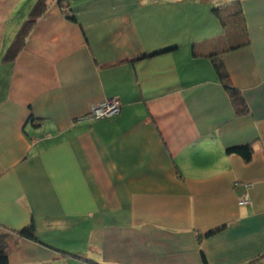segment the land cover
I'll return each instance as SVG.
<instances>
[{
	"label": "crops",
	"instance_id": "obj_1",
	"mask_svg": "<svg viewBox=\"0 0 264 264\" xmlns=\"http://www.w3.org/2000/svg\"><path fill=\"white\" fill-rule=\"evenodd\" d=\"M37 1L0 0L8 264H264V0H50L5 61Z\"/></svg>",
	"mask_w": 264,
	"mask_h": 264
},
{
	"label": "trees",
	"instance_id": "obj_2",
	"mask_svg": "<svg viewBox=\"0 0 264 264\" xmlns=\"http://www.w3.org/2000/svg\"><path fill=\"white\" fill-rule=\"evenodd\" d=\"M60 7L66 12L68 17L76 19L74 15H72V9L69 8L68 3H66V0H56ZM50 0H38L33 7L30 17L28 20L24 22L20 30L18 31L13 43L9 46L7 52L4 55V60L7 62H13L18 54L21 52V50L26 45L27 37L29 36L31 30L33 29L34 25L37 23V20L39 17H41L48 9ZM241 2L235 1L234 4H232V10L231 12L226 16L223 17V26L229 27L228 23V17L230 19L238 18L241 15ZM219 13V10H218ZM238 24V23H237ZM234 26V25H233ZM216 70L219 74L220 79L224 83L227 91L229 92L232 104L234 106L235 112L237 115H244L249 112V105L248 102L242 93V91L236 87L229 78V75L226 70H224L223 66L216 63ZM122 110V109H121ZM121 112V111H120ZM120 114V113H119ZM117 114V115H119ZM115 115V116H117ZM114 117V116H112ZM228 152L230 153H238L242 155L246 161H250L254 154V146L253 143L241 145V146H234L228 148ZM218 229L212 230L208 232L209 234H212L216 232ZM18 234L22 237L30 238L39 240L36 234V228L34 223L29 224L28 226L24 227L20 231H18ZM11 237V233L9 231H0V264H8L9 263V240ZM201 240V236H200ZM204 256V254H203ZM205 259V257H204ZM205 264H207V261L205 259ZM244 264H255V261H251Z\"/></svg>",
	"mask_w": 264,
	"mask_h": 264
},
{
	"label": "built area",
	"instance_id": "obj_3",
	"mask_svg": "<svg viewBox=\"0 0 264 264\" xmlns=\"http://www.w3.org/2000/svg\"><path fill=\"white\" fill-rule=\"evenodd\" d=\"M122 109V103L117 98H110L103 101H100L92 107L90 113L86 116V118L100 119V118H108L115 116L120 113ZM249 202L248 195L240 200V204H246Z\"/></svg>",
	"mask_w": 264,
	"mask_h": 264
},
{
	"label": "rangeland",
	"instance_id": "obj_4",
	"mask_svg": "<svg viewBox=\"0 0 264 264\" xmlns=\"http://www.w3.org/2000/svg\"><path fill=\"white\" fill-rule=\"evenodd\" d=\"M181 1H183L184 2V5L185 6H188L189 7V5H187V4H189V2H190V0H181ZM212 8V7H211ZM210 8V9H211ZM213 9V8H212ZM194 15V14H193ZM204 16H205V14H204Z\"/></svg>",
	"mask_w": 264,
	"mask_h": 264
}]
</instances>
